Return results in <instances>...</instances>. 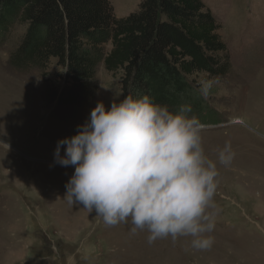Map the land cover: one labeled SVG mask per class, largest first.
<instances>
[{
    "label": "rangeland",
    "instance_id": "1",
    "mask_svg": "<svg viewBox=\"0 0 264 264\" xmlns=\"http://www.w3.org/2000/svg\"><path fill=\"white\" fill-rule=\"evenodd\" d=\"M140 1L109 0L116 18ZM202 1L220 23L230 68L201 85L205 107L196 119L210 159L226 142L235 153L229 166L217 164L212 246L193 249L184 236L149 244L148 233L132 234L130 222L107 226L68 204L74 166L53 164L56 142L75 135L98 101L107 109L124 98L120 73L98 66L94 97L58 108L54 64L42 76L8 63L26 30L19 20L0 46V264H264V0Z\"/></svg>",
    "mask_w": 264,
    "mask_h": 264
},
{
    "label": "trees",
    "instance_id": "2",
    "mask_svg": "<svg viewBox=\"0 0 264 264\" xmlns=\"http://www.w3.org/2000/svg\"><path fill=\"white\" fill-rule=\"evenodd\" d=\"M19 20L26 30L8 63L42 76L54 64L52 98L64 111L94 97L103 65L120 73L124 97L148 95L170 111L188 105L201 118V85L229 73L220 23L202 0H141L122 18L109 0H0V46Z\"/></svg>",
    "mask_w": 264,
    "mask_h": 264
},
{
    "label": "clouds",
    "instance_id": "3",
    "mask_svg": "<svg viewBox=\"0 0 264 264\" xmlns=\"http://www.w3.org/2000/svg\"><path fill=\"white\" fill-rule=\"evenodd\" d=\"M190 111H170L148 95L125 96L107 109L98 101L53 151L54 165L74 166L65 184L68 204L95 212L107 226L130 222L131 233L146 231L149 244L184 236L193 249H209L217 164L229 166L235 153L226 142L210 159Z\"/></svg>",
    "mask_w": 264,
    "mask_h": 264
}]
</instances>
